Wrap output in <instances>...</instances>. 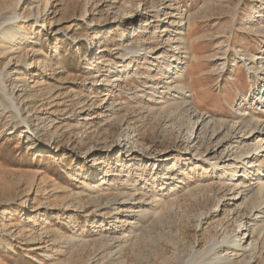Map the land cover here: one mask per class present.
Instances as JSON below:
<instances>
[{
  "label": "rangeland",
  "instance_id": "374dc122",
  "mask_svg": "<svg viewBox=\"0 0 264 264\" xmlns=\"http://www.w3.org/2000/svg\"><path fill=\"white\" fill-rule=\"evenodd\" d=\"M161 3L172 6L161 22L174 8L190 14L184 94L198 117L222 123L216 140L249 112L264 121V103L250 101L258 83L241 61L264 56V0H0V37L21 27L29 34L17 38L19 47L0 49V68L9 69L5 83L37 128L4 108L0 90V264H179L193 250L205 257L212 238L249 225V210L237 205L227 181L206 164L190 171L211 143L197 146L198 130L188 138L187 107L172 102L175 91L164 103L179 105L157 109L170 79L156 74L152 59L121 61L128 45L168 49L153 16ZM258 138L252 133L247 141ZM102 176L103 192L91 198L82 182L99 184ZM115 188L132 199L116 197ZM153 193L173 207L161 205L155 220L133 229L140 201L149 203ZM125 234L131 238L118 255L106 249ZM73 236L84 244L69 245ZM255 238L257 253L233 264H262L264 237Z\"/></svg>",
  "mask_w": 264,
  "mask_h": 264
},
{
  "label": "bare ground",
  "instance_id": "6f19581e",
  "mask_svg": "<svg viewBox=\"0 0 264 264\" xmlns=\"http://www.w3.org/2000/svg\"><path fill=\"white\" fill-rule=\"evenodd\" d=\"M170 9L172 10V6L166 3H161L159 6L153 7V16L157 17L156 20L158 21L156 28H159V25L162 24V31L165 32L169 40L167 47L168 49L164 48L161 52L156 53L157 51L154 47H144L140 44L128 45L124 47L123 50L125 52L121 54L120 58L121 61H123L126 57L137 59L140 57L146 60L152 59L151 61L153 62L155 61L158 68V72L156 74H160L162 79H170L165 83L167 87H165L164 90L160 92L162 100L159 103L160 108L157 109H164V105L169 107L173 105H179L168 102L164 103L165 96L169 95L170 91H175L177 94H173L171 96L172 102L179 101L182 103L181 105L187 107V109H184V111L189 115L188 122H186V129L189 134L188 138L190 139L193 136V133L198 130L199 135H202V137L197 138L196 145L201 147L207 142L211 143L210 148L207 149L209 152L205 158L201 157L200 159L192 161V164L194 165L190 167V171H195L196 167L199 165L201 167L204 166V164L208 165L212 175H216L217 177L228 182V190H230V193L232 192L231 190H236V196H240V202H238L237 205L249 210V214L247 215L249 225L240 223L238 226V229L241 231V233H236L229 237L224 236L221 240L212 238L209 245L207 246L205 257H203L204 252L200 253L193 250L192 253L188 255L183 262H179V264H200L202 261H206L209 264H233L235 261H237V259L242 258L246 253L252 258L253 255L257 253V239L255 238L256 235L258 237H264V121L258 118L255 114L249 112L247 114L249 117L246 118V121L236 120L226 127L227 130L223 137V139L225 138V141H223V139L216 140L218 133L224 127L222 123H220V121L211 120L207 117H198L196 110L192 111V108L189 106L192 104L190 101V95L184 94L186 86L182 84V79L185 66H183L184 63L182 60L189 56L186 29L187 25L190 24V14L186 15L185 11H182L179 8H174L170 20L161 22V16L165 13V11ZM14 18L17 17L15 16L13 19ZM258 26L259 28H262L261 23H259ZM0 38V49L3 51V53H7L8 47L6 44L8 42L13 44V46L17 45L16 47H19L20 43L17 42V38H19L20 42L21 40L28 41L29 34L24 32L22 27L19 29L12 28L10 31L1 32ZM261 51L264 52V49H261ZM100 52H98V54H100ZM241 61L245 67V70L249 74L250 79H254L258 83L256 88V95L258 96L252 95L253 97H251V99L250 97L245 99L247 101L250 99L251 104H254L252 101L255 100L256 105H260L264 103V83H261L264 81V56H252L247 58L241 57ZM8 77L9 69L0 68V90L7 99V104L4 106V108L13 109L14 117L17 118L19 122L24 123L29 129H31L33 133H36L35 131L37 128L31 127L30 118L28 115L24 114L25 111L22 109L23 105L14 97V89L12 87L9 88L6 85L5 80L8 79ZM171 82L175 83L173 87L171 86ZM260 83L261 85H259ZM149 91L151 93H157V88L150 87ZM253 94L255 93L253 92ZM236 114L241 115V117L244 115V113H240L238 111ZM216 124L219 126L209 130L210 126H215ZM44 127L42 130L45 129ZM252 133H258L259 138L256 139V141L250 143L247 141V138H249ZM210 159H212V161H210ZM238 160H240L241 166L236 165V161ZM177 168L181 167L177 166ZM174 169L175 171L177 170L174 167L171 168V170ZM253 176L254 178L251 179ZM246 177H249L248 180L250 182L248 184H245L246 181L243 180ZM105 180V177L102 176L98 180L100 181L99 184H88L83 181L82 189L89 196H91V198H98L100 193L103 192L101 186ZM155 181L156 180L153 179L152 187L155 185ZM198 187L199 186L195 185V187L190 188L189 191L191 192ZM115 191L116 197L122 198L128 195L124 190L119 188H115ZM233 193L229 194L231 195L230 200H236L237 198ZM77 196L81 197V194H78ZM131 196L132 195L130 194L129 198L126 199L131 200ZM152 196L154 199H152L149 203L140 201L141 203L138 206V210L136 212L137 225H135L133 229H139V227H143L139 223L140 221L145 222L149 219L155 220V216L160 215L159 212H155V209L161 205L165 210H169L173 207V200H166L167 197L164 199L163 196L155 199L154 193ZM115 210L116 208H113L111 211ZM244 226L245 228L241 229ZM130 234H125V236L123 235L122 237L118 236L110 238L109 243L106 244V249L113 250L114 254L118 255L117 253L122 250L123 246L129 243V239L131 238ZM73 244L82 245L84 243L73 236L69 240V245L72 246ZM246 264H250V262L247 261ZM262 264H264V260Z\"/></svg>",
  "mask_w": 264,
  "mask_h": 264
}]
</instances>
